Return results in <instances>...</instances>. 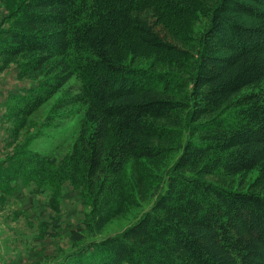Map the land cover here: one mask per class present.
<instances>
[{
    "label": "trees",
    "instance_id": "trees-1",
    "mask_svg": "<svg viewBox=\"0 0 264 264\" xmlns=\"http://www.w3.org/2000/svg\"><path fill=\"white\" fill-rule=\"evenodd\" d=\"M205 1L25 0L10 26L0 25L2 67L28 54L23 76L50 62L37 86L11 96L22 124L78 81L59 104L88 106L94 122L83 137V179L96 190L92 231L117 212L113 197L129 158L180 152L165 189L134 224L88 242L84 228L72 229L75 249L54 264H264V0ZM195 6L208 22L189 38ZM140 47L173 69L130 65ZM55 160L32 151L7 171L56 183L77 170L75 153L73 169ZM253 169L248 190L208 178ZM6 175L0 189L10 192Z\"/></svg>",
    "mask_w": 264,
    "mask_h": 264
},
{
    "label": "rangeland",
    "instance_id": "rangeland-1",
    "mask_svg": "<svg viewBox=\"0 0 264 264\" xmlns=\"http://www.w3.org/2000/svg\"><path fill=\"white\" fill-rule=\"evenodd\" d=\"M24 1L0 0V25L10 26L11 21L7 17ZM194 10L195 16L188 18L191 20L189 33L185 32L189 38L198 36L208 22L199 6ZM189 38L181 43L191 46ZM28 56L22 54L4 67L5 59L0 56V176L7 174L5 179L13 186L10 192L0 189V256L6 264H54L75 249L72 229L84 228V241L88 242L119 233L134 224L165 189L169 169L180 152L173 149L155 158H129L123 169L119 191L113 197V204L119 207L117 212L101 228L95 227L92 231L88 223L94 217L96 190L88 188L83 179V157L88 155L83 137L89 135L94 126L90 110L81 104L60 106L61 98L76 91L78 81L74 78L22 124L8 107L9 102H14L11 96L37 86L50 66L48 62L45 70L21 76ZM162 57L153 49L140 47V51L130 54L127 62L140 68L173 69ZM185 137L182 135V139ZM154 143L164 145L161 141ZM166 147H170L169 144ZM32 151L55 158L58 165L68 163L72 169V155L75 153L77 170L63 180H56V183L39 175L27 179L13 177L14 172L7 171L13 160ZM258 172V169H253L208 178L230 189L248 190ZM108 195L112 198L111 193Z\"/></svg>",
    "mask_w": 264,
    "mask_h": 264
},
{
    "label": "crops",
    "instance_id": "crops-1",
    "mask_svg": "<svg viewBox=\"0 0 264 264\" xmlns=\"http://www.w3.org/2000/svg\"><path fill=\"white\" fill-rule=\"evenodd\" d=\"M0 264H6L5 261L2 259L1 256H0Z\"/></svg>",
    "mask_w": 264,
    "mask_h": 264
}]
</instances>
